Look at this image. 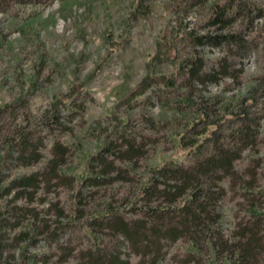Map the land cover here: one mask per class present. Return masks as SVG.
I'll return each instance as SVG.
<instances>
[{
  "label": "rangeland",
  "instance_id": "1",
  "mask_svg": "<svg viewBox=\"0 0 264 264\" xmlns=\"http://www.w3.org/2000/svg\"><path fill=\"white\" fill-rule=\"evenodd\" d=\"M22 1L0 0V156L28 134L42 157L28 166L9 158L2 173L12 178L43 170L57 154L56 143L68 153L60 180L42 183L34 201L28 195L17 200L30 209L20 214L21 228H10L12 194L0 197V219L8 225L0 264H83V251L94 245L92 230L101 247L128 253L130 264H227L226 252H191L187 238L158 258L137 255L117 243L104 217L89 221L107 211L141 216L131 208H141L139 191L153 169L171 160L193 165L208 155L212 140L199 154L182 145L204 129L206 121L189 125L201 115L220 121L219 142L230 146L244 113L256 122L255 137L234 163L235 175L221 182L220 229L229 238L250 220L253 205L264 211V0H74L73 11L65 0ZM217 35L242 39L247 50L231 40L215 46L199 39ZM222 59L229 73L217 81L201 83L186 73L201 62L204 75ZM148 75L150 88L124 104ZM167 77L170 82L160 83ZM123 136L136 139L143 154L117 162L121 179L82 185L104 169L100 162L90 168V157L108 138L123 143ZM34 220L41 231L45 223L50 228L30 231L18 244L13 235Z\"/></svg>",
  "mask_w": 264,
  "mask_h": 264
},
{
  "label": "trees",
  "instance_id": "2",
  "mask_svg": "<svg viewBox=\"0 0 264 264\" xmlns=\"http://www.w3.org/2000/svg\"><path fill=\"white\" fill-rule=\"evenodd\" d=\"M65 1L64 7L73 11L74 0ZM22 2L32 3L42 2V0H23ZM221 17L219 16V20L222 19ZM199 39L205 44L215 46L222 44L223 41L231 40L240 50H247L242 39L240 42L237 37L231 35H217L214 38L206 36ZM202 68L201 62H195L189 66V71L186 73L191 79L205 83L206 78L217 81L218 76H225L229 73L230 67L226 59H222L218 69L214 68L202 75ZM153 82L152 75L145 77L124 104L129 106L132 99L143 95ZM164 82H170V77L164 78L160 83ZM54 118L53 120L57 123L58 117ZM241 118V127L232 134V146L229 143L219 142L220 121L207 122L204 115H201L199 119H194L189 123L190 128L202 121H206V125L197 135L196 140L191 141L192 143L182 142V145L188 149V152L199 154L206 142L212 140L214 144L211 152L201 156L193 165H184L171 160L153 169L139 191L138 201L143 202L141 208H131V210H136L134 213L141 212V216L127 218L123 213L107 211L91 219L89 226L104 217L102 222H105L112 230V237L117 239V243L137 255L146 256L154 253V257L158 258L165 254L164 249L170 244L181 238H187L193 248L191 251L193 253L209 249L216 256H219L221 252H226L227 264H264V211L258 210L256 205H253L250 220L229 238H226L225 233L220 229L222 219L220 205L226 195V188L221 182L226 177L235 175L234 163L242 151L249 147L256 133L254 131L256 122L245 113ZM122 123L126 122L122 121ZM180 135V138L184 137V134ZM108 139L102 149L92 155L88 162L90 168L99 162L102 163L103 171L96 172L95 176L86 177L82 185L99 186L121 179L123 176L119 171L121 165L117 162L132 160L137 155L143 154V147H140L136 139L132 141L123 136V143H113L110 138ZM12 146L17 147L16 153L11 150ZM39 148L37 143L29 139L28 134H23L9 143L8 150L0 156V197L12 194V203H15L13 207L8 208V211L15 215L13 223H9L12 230L21 228V213L26 215L30 213L28 207L16 204L17 200L28 195L32 196L30 198L34 201L42 183L49 184L53 179L60 180L63 175L60 166L66 162L68 148L60 143L55 144L57 154L48 161L43 170L12 178L2 173L3 166L9 158L25 166L39 162L42 157ZM102 150L103 153H101ZM107 155L113 158L108 159ZM112 170H118V172L115 175L110 174ZM242 187L247 190L249 185L242 183ZM28 188H33V191H28ZM58 216L62 217L63 213ZM35 217L38 218V214ZM102 222L99 224L103 225ZM3 226L4 228L8 226L5 218L0 219V253L5 249L3 242L1 243L4 237ZM49 228L50 223H45V228L41 231V225L34 220L27 229L16 232L13 239L21 244L29 238L30 231L39 234ZM91 233L95 239L94 245L83 251V264H130L128 253L121 251L118 246L112 251L101 247L97 241L99 236L94 230Z\"/></svg>",
  "mask_w": 264,
  "mask_h": 264
}]
</instances>
